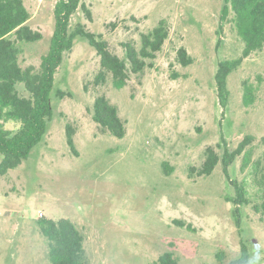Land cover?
<instances>
[{"label":"rangeland","instance_id":"rangeland-1","mask_svg":"<svg viewBox=\"0 0 264 264\" xmlns=\"http://www.w3.org/2000/svg\"><path fill=\"white\" fill-rule=\"evenodd\" d=\"M58 2L24 0L29 26L43 39L23 45L22 67L39 69ZM86 3L93 20L80 7L71 26L83 23L121 58L124 43L139 48L141 35L162 19L169 38L154 67L132 74L123 89L114 87L111 75L95 85L100 57L87 39L75 40L55 75L47 135L21 166L0 177V264H50L43 218L70 219L84 237L89 264H153L167 251L180 264H230L244 246L247 264H264V50L229 76L224 110L216 92L218 63L238 59L244 44L232 23L220 21L223 0ZM180 48L192 65L180 64ZM246 82L255 87L250 106L244 103ZM19 90L28 96L23 85ZM60 91L67 95L61 98ZM98 95L118 108L127 123L124 138L94 122ZM68 124L78 155L67 143ZM19 127L5 124L12 132ZM247 138L229 177L222 162L211 175H191L202 168L208 148L221 158ZM238 186L247 202L237 206Z\"/></svg>","mask_w":264,"mask_h":264},{"label":"trees","instance_id":"trees-1","mask_svg":"<svg viewBox=\"0 0 264 264\" xmlns=\"http://www.w3.org/2000/svg\"><path fill=\"white\" fill-rule=\"evenodd\" d=\"M80 7L87 19L92 21V11L86 0H59L54 11L55 29L49 50L42 56L37 70L33 66L22 67L20 57L23 45L41 41L42 33L29 26L31 14L24 0H0V154L3 156L0 177L21 166L47 135L48 125L53 119L51 94L55 75L65 54L72 51L78 37L87 39L100 57L101 69L95 78V85H104L111 75L116 89L125 88L132 74H142L146 69L154 67V61L169 38L168 23L162 19L153 29L141 35L139 48L132 43H124L125 56L121 58L110 49L101 35L89 31L83 23L71 26L72 18ZM220 21L232 23L244 44L238 59L218 63L216 92L219 105L225 110L231 99L229 76L253 53L264 50V0H223ZM177 58L184 67L194 62L185 48L178 50ZM19 85H23L28 96L21 93ZM58 95L64 98L67 94L60 91ZM255 98V87L246 82L245 105L254 104ZM92 117L95 123L112 136L122 139L127 135V123L105 95L95 98ZM8 122L18 123L19 129L16 132L7 130L5 124ZM74 136V129L68 124L67 143L71 151L78 155ZM248 143L249 138L235 150L225 149L221 158L213 148H208L202 168H192L191 175L195 172L198 176L211 175L219 162H222L224 173L229 177L230 166L244 153ZM233 202L237 206L247 202L243 186L237 187V196ZM238 211L236 208L235 215ZM40 230L48 240L50 264H89L84 237L70 219L55 221L43 218ZM249 258L244 246L241 257L230 264H247ZM153 264L180 262L173 252L167 251Z\"/></svg>","mask_w":264,"mask_h":264},{"label":"built area","instance_id":"built-area-1","mask_svg":"<svg viewBox=\"0 0 264 264\" xmlns=\"http://www.w3.org/2000/svg\"><path fill=\"white\" fill-rule=\"evenodd\" d=\"M43 216V214L41 213V217Z\"/></svg>","mask_w":264,"mask_h":264}]
</instances>
